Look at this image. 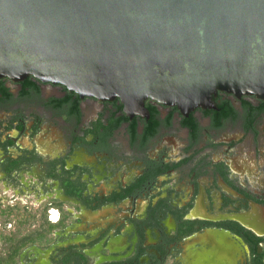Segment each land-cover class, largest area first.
<instances>
[{
    "label": "flooded vegetation",
    "instance_id": "obj_1",
    "mask_svg": "<svg viewBox=\"0 0 264 264\" xmlns=\"http://www.w3.org/2000/svg\"><path fill=\"white\" fill-rule=\"evenodd\" d=\"M187 116L0 77V256L16 264H264V98Z\"/></svg>",
    "mask_w": 264,
    "mask_h": 264
},
{
    "label": "water",
    "instance_id": "obj_2",
    "mask_svg": "<svg viewBox=\"0 0 264 264\" xmlns=\"http://www.w3.org/2000/svg\"><path fill=\"white\" fill-rule=\"evenodd\" d=\"M187 116L225 91L264 98V0H0V77Z\"/></svg>",
    "mask_w": 264,
    "mask_h": 264
},
{
    "label": "trees",
    "instance_id": "obj_3",
    "mask_svg": "<svg viewBox=\"0 0 264 264\" xmlns=\"http://www.w3.org/2000/svg\"><path fill=\"white\" fill-rule=\"evenodd\" d=\"M0 264H16L15 253L11 257L0 256Z\"/></svg>",
    "mask_w": 264,
    "mask_h": 264
}]
</instances>
